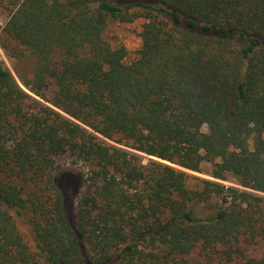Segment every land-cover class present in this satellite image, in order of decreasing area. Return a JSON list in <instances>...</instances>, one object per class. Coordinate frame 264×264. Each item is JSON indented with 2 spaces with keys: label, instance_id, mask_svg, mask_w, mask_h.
Instances as JSON below:
<instances>
[{
  "label": "trees",
  "instance_id": "1",
  "mask_svg": "<svg viewBox=\"0 0 264 264\" xmlns=\"http://www.w3.org/2000/svg\"><path fill=\"white\" fill-rule=\"evenodd\" d=\"M14 6L0 47L36 66L0 57V264H264V0ZM137 20L127 63L104 32Z\"/></svg>",
  "mask_w": 264,
  "mask_h": 264
},
{
  "label": "rangeland",
  "instance_id": "2",
  "mask_svg": "<svg viewBox=\"0 0 264 264\" xmlns=\"http://www.w3.org/2000/svg\"><path fill=\"white\" fill-rule=\"evenodd\" d=\"M15 0H0V24L5 25L9 17V10L14 9ZM142 20H137L132 24H120L119 22L110 21L104 32V39L113 47L121 48L124 47L127 51L126 62L130 63L137 59L138 51L141 47L140 33L142 30ZM5 39V44L7 46V52L0 47V57L5 62L6 66L13 72L15 77L19 80V76L23 78H31L36 66V58L29 51H24L17 42ZM13 49V51H12ZM24 52V55H21ZM20 55V56H19ZM143 156V164H148V157ZM58 164L67 169L72 170L76 174H86V169L81 162H77L72 157L63 156L58 160ZM212 167L208 164L203 166L204 174L190 172L196 178L213 180L220 182L226 186L239 187L236 184V180L228 175V181L215 180L210 177L208 172H210ZM199 181L192 179L189 182L191 188H198ZM240 188V187H239ZM81 198V193L77 196L76 201L78 202ZM19 229L22 234L26 237L27 241L30 243L31 248L34 250L35 246L32 240L31 229L27 224L21 223L19 221Z\"/></svg>",
  "mask_w": 264,
  "mask_h": 264
}]
</instances>
